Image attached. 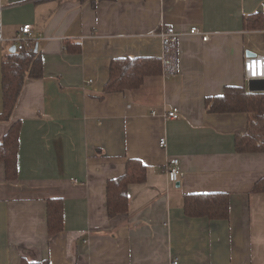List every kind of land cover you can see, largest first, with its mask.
<instances>
[{"label":"crops","instance_id":"0c3cea01","mask_svg":"<svg viewBox=\"0 0 264 264\" xmlns=\"http://www.w3.org/2000/svg\"><path fill=\"white\" fill-rule=\"evenodd\" d=\"M0 9L7 39L32 24L43 60V76L26 79L11 120L0 121V142L21 122L13 179L0 162V264H264V193L253 190L264 152L236 149L248 112L206 104L228 86L249 89L244 61L264 53V0H0ZM162 25L180 34L178 74L104 93L114 58H161ZM66 41L81 50L66 51ZM13 46L0 41V112ZM175 107L180 117H167ZM173 157L179 185L166 170ZM129 159L147 177L112 217L108 182ZM214 192L229 194L227 219L186 214V195ZM58 198L64 228L50 235L48 200Z\"/></svg>","mask_w":264,"mask_h":264},{"label":"trees","instance_id":"16d2710c","mask_svg":"<svg viewBox=\"0 0 264 264\" xmlns=\"http://www.w3.org/2000/svg\"><path fill=\"white\" fill-rule=\"evenodd\" d=\"M262 20L261 13H255ZM251 16V15H250ZM250 16H248L250 18ZM80 43L66 41V51L79 52ZM162 74L160 57H118L110 66V76L103 92H125L139 88L145 78ZM3 110L0 121H10L17 101L27 78L43 76L42 52L36 44L33 49H17L9 52L2 60ZM210 112H248L246 132L236 139L238 152H264V91H250L246 86H228L224 94L208 97ZM21 122L13 123L0 142V162H4L7 177L13 179L18 170V150L20 144ZM147 177V167L139 159H129L124 175L108 182V212L110 216L128 210V187L132 183H142ZM254 192L264 193V176L254 186ZM186 214L207 216L211 219H227L230 216V197L224 192L189 194L185 197ZM64 212L61 199L48 200V227L50 235L61 232ZM25 264H49L43 263Z\"/></svg>","mask_w":264,"mask_h":264},{"label":"built area","instance_id":"2783aa9c","mask_svg":"<svg viewBox=\"0 0 264 264\" xmlns=\"http://www.w3.org/2000/svg\"><path fill=\"white\" fill-rule=\"evenodd\" d=\"M190 33L201 35L204 40L209 38L208 34H203L197 26L191 27ZM159 36L162 43V73L165 77H171L178 74V38L179 33L171 25H162L155 33ZM10 40L15 44L16 49H33L35 40L32 36V24L27 23L20 26L16 35L7 39L3 33V19L2 10L0 9V41ZM255 72V74H254ZM244 73L245 79L249 83L252 79H264V53H257L254 56H247L244 61ZM167 117L171 119H178L180 117L179 109L173 108L167 112ZM160 146H167L166 137L160 139ZM167 174L170 181L177 182L183 175V171L180 168V160L177 157H173L166 165ZM174 264H178L177 260H174Z\"/></svg>","mask_w":264,"mask_h":264},{"label":"water","instance_id":"95a60500","mask_svg":"<svg viewBox=\"0 0 264 264\" xmlns=\"http://www.w3.org/2000/svg\"><path fill=\"white\" fill-rule=\"evenodd\" d=\"M16 47L13 46L11 52H15ZM256 53L248 52L247 56H254ZM249 90L250 91H264V79H252L249 81ZM179 185V181L177 183Z\"/></svg>","mask_w":264,"mask_h":264},{"label":"snow or ice","instance_id":"6c2138e0","mask_svg":"<svg viewBox=\"0 0 264 264\" xmlns=\"http://www.w3.org/2000/svg\"><path fill=\"white\" fill-rule=\"evenodd\" d=\"M254 74H255V72H254Z\"/></svg>","mask_w":264,"mask_h":264}]
</instances>
